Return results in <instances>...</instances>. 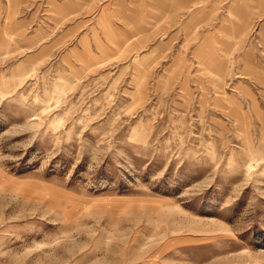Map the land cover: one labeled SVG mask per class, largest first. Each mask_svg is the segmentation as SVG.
Listing matches in <instances>:
<instances>
[{"label": "rangeland", "instance_id": "obj_1", "mask_svg": "<svg viewBox=\"0 0 264 264\" xmlns=\"http://www.w3.org/2000/svg\"><path fill=\"white\" fill-rule=\"evenodd\" d=\"M116 1L0 0V264H264V0Z\"/></svg>", "mask_w": 264, "mask_h": 264}, {"label": "crops", "instance_id": "obj_2", "mask_svg": "<svg viewBox=\"0 0 264 264\" xmlns=\"http://www.w3.org/2000/svg\"><path fill=\"white\" fill-rule=\"evenodd\" d=\"M184 2H186L187 0H183ZM116 2H119V0H117ZM137 4H139V0H132V6H134V5H137ZM22 5H17V6H14V7H11L10 9H7V8H4L3 10L4 11H11V12H17V11H26V10H28V11H33V9H30V8H27V9H25V8H23V7H21ZM132 10H133V8H132Z\"/></svg>", "mask_w": 264, "mask_h": 264}, {"label": "bare ground", "instance_id": "obj_3", "mask_svg": "<svg viewBox=\"0 0 264 264\" xmlns=\"http://www.w3.org/2000/svg\"><path fill=\"white\" fill-rule=\"evenodd\" d=\"M242 1H250V0H242ZM251 2V1H250ZM238 16V12L237 11H235V12H231V17H237ZM246 25V23L243 25V26H245ZM259 68V67H258ZM258 68H256V69H258Z\"/></svg>", "mask_w": 264, "mask_h": 264}]
</instances>
